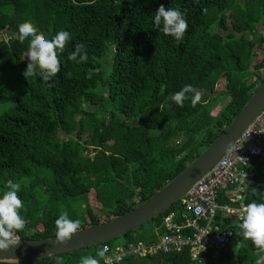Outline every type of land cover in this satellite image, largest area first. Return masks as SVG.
Wrapping results in <instances>:
<instances>
[{"label":"trees","instance_id":"16d2710c","mask_svg":"<svg viewBox=\"0 0 264 264\" xmlns=\"http://www.w3.org/2000/svg\"><path fill=\"white\" fill-rule=\"evenodd\" d=\"M161 5L185 14L183 41L154 26ZM24 22L48 39L70 33L53 81L40 79L39 69L27 80L22 75L28 40L19 43L18 26ZM79 43L88 59L76 64L67 56ZM263 45L264 0H0V106L12 105L0 113V196L8 182L19 183L25 220L12 239L55 237V220L64 213L83 230L124 215L163 189L264 81V56L257 60ZM186 84L200 93L195 106L190 98L183 107L168 100ZM219 100L226 101L217 110ZM247 172L246 205L264 202V165L253 160ZM179 212L178 202L152 221L148 233L134 237L145 231L141 227L119 238L124 244L110 241L26 264H81L84 256L105 264L98 250L153 244L165 233L164 218L173 213L178 221ZM240 222L220 224L232 237L217 262L256 264L264 255L238 235ZM144 261L197 264L187 250L142 260L126 256L118 264Z\"/></svg>","mask_w":264,"mask_h":264},{"label":"built area","instance_id":"2783aa9c","mask_svg":"<svg viewBox=\"0 0 264 264\" xmlns=\"http://www.w3.org/2000/svg\"><path fill=\"white\" fill-rule=\"evenodd\" d=\"M253 160L264 165V109L212 169L179 200L178 221L173 213L167 215L162 224L165 233L153 244H129L113 251L105 246V253L112 254L105 264H118L126 256L142 260L183 250L197 264L216 263L220 251L229 244L232 231L221 229L215 218L221 213L226 219L241 221L247 208L245 185L251 181L247 168ZM221 197L225 199L222 204ZM117 256L119 260L115 259Z\"/></svg>","mask_w":264,"mask_h":264},{"label":"clouds","instance_id":"9594fccd","mask_svg":"<svg viewBox=\"0 0 264 264\" xmlns=\"http://www.w3.org/2000/svg\"><path fill=\"white\" fill-rule=\"evenodd\" d=\"M154 26L166 36H171L175 41H183L187 30L185 14L179 8H167L161 5L152 17ZM19 43L24 44L28 40V63L26 70L22 73L27 80L34 76L39 69V77L44 82L53 81L60 72L61 61L58 59V51H63L65 43L71 39L70 33L61 30L51 39L40 34L31 22H24L18 26ZM88 59L85 45L76 44L74 50L67 56L68 61L81 64ZM188 94H192L189 97ZM191 99L195 106L200 100V93L196 92L192 85L186 84L181 90L171 94L168 100L179 107H183L184 101ZM233 146L230 145V147ZM248 184L245 185L247 187ZM7 191L0 196V251H7L18 245L19 241L12 239L13 235L25 227V220L20 214L23 202L18 193L20 184L8 182ZM80 226L79 220L70 219L67 213L61 214L55 220L57 230V242L63 243L71 238L72 234ZM238 235L245 241L264 252V202H252L247 205L246 211L238 225ZM106 250H98L97 255L108 259ZM119 260L120 257H115ZM81 264H99V261L92 256L81 258ZM256 264H264V255L256 260Z\"/></svg>","mask_w":264,"mask_h":264},{"label":"water","instance_id":"95a60500","mask_svg":"<svg viewBox=\"0 0 264 264\" xmlns=\"http://www.w3.org/2000/svg\"><path fill=\"white\" fill-rule=\"evenodd\" d=\"M263 109L264 81L218 138L181 174L151 198L122 216L76 231L63 243L57 242V236L39 240H17L18 245L7 251H0V263L26 264L73 253L122 238L129 232L158 219L172 205L177 204L195 182L212 169Z\"/></svg>","mask_w":264,"mask_h":264},{"label":"rangeland","instance_id":"374dc122","mask_svg":"<svg viewBox=\"0 0 264 264\" xmlns=\"http://www.w3.org/2000/svg\"><path fill=\"white\" fill-rule=\"evenodd\" d=\"M3 37L4 38H6V34H3ZM258 58H257V60H259V59H261L263 56H264V45L262 46V48H261V51L260 52H258ZM220 88H222L219 84H217V89H220ZM220 101V100H219ZM226 101V100H225ZM225 101L224 100H222V101H220V103L218 104V106H217V110H219L220 109V107H219V105L220 106H224V104H225ZM12 107V105H10V104H7V105H5V106H0V113H3V111L4 112H6L7 110H9V108H11ZM143 227H145V231H142V230H138L135 234H133V236L135 237V235H138V234H141V233H148V231H150L152 228H153V225H152V222H150V223H148V224H146L145 226H143ZM125 243V241L123 240V239H118V240H115V241H113V245H119V244H124ZM233 247V246H232ZM231 247V250L232 249H235V247H233L232 248ZM262 256V255H261ZM124 263V262H123ZM123 263H121V264H123ZM216 263H219V262H216ZM222 262H220L219 264H221ZM138 264H158L156 261H144L143 263L142 262H140V263H138ZM160 264V263H159ZM165 264H169V263H165ZM224 264H227V262L226 263H224ZM229 264H231V263H229Z\"/></svg>","mask_w":264,"mask_h":264},{"label":"crops","instance_id":"0c3cea01","mask_svg":"<svg viewBox=\"0 0 264 264\" xmlns=\"http://www.w3.org/2000/svg\"><path fill=\"white\" fill-rule=\"evenodd\" d=\"M256 162H257V164H259V165L262 166V164H260L257 160H256ZM215 221L217 222L218 226L220 227V224H223L224 225V223L227 222V221L235 222L236 220L235 219H226L223 214L218 213L217 216H216V218H215ZM227 261L230 262V263H232L234 260H233V258H230V259L229 258H224V259L221 260V262H222L221 264H224ZM219 263H213V264H219Z\"/></svg>","mask_w":264,"mask_h":264}]
</instances>
